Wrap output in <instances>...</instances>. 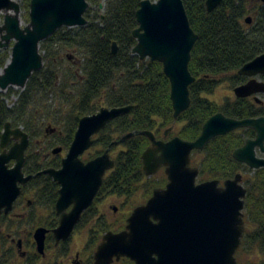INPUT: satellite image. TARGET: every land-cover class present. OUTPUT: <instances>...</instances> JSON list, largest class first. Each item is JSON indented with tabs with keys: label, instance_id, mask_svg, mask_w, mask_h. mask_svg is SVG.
<instances>
[{
	"label": "trees",
	"instance_id": "1",
	"mask_svg": "<svg viewBox=\"0 0 264 264\" xmlns=\"http://www.w3.org/2000/svg\"><path fill=\"white\" fill-rule=\"evenodd\" d=\"M87 1L86 26L61 28L41 44L44 67L32 75L23 92H17V104L10 108L5 100L8 95L0 92V138L10 122L14 128H23L32 146L34 140L45 137L47 128L52 126L51 130H56L51 135L54 144L60 145L64 153L73 142L81 118L94 115L102 108L132 107L94 136V146L82 156L84 161H89L110 146L111 152L117 151L113 157L115 167L106 174L96 201L112 195L124 198L132 210L137 206L138 197L146 202L154 189L166 186L168 179L165 173L160 177H148L144 172L142 155L151 146L147 136L136 135L118 145L115 142L143 131L153 132L157 139H163L169 129H172L169 138L180 137L193 142L200 137L204 124L217 113L239 120L264 116V102L235 97L218 104L208 97L225 84H230L233 90L245 84L248 78L239 75V70L264 54V4L254 0H223L209 13L207 0H182L191 28L198 35L189 65L196 80L189 88V109L175 118L171 85L163 65L141 60L133 54L137 45L133 36L138 27L136 13L143 0ZM30 3L31 0H21L23 20L27 25ZM248 17L252 18L251 24L246 23ZM114 44L118 48L115 54ZM11 51V48L0 50V71L7 65ZM68 52L77 55L73 64L70 56H65ZM49 96H52L51 103ZM255 136L252 129H240L216 137L204 150L194 151L191 156L192 166L200 171L199 183L219 180L223 184L238 174L243 175V185L247 189L246 229L236 255L239 264H264V168L252 170L233 156L236 149ZM30 155H26L24 167L27 175L62 166V154L48 159L40 154ZM59 190L60 185L50 176L41 175L29 182L23 194L32 192L35 196H46V199H37L35 205L43 206L46 214L54 217ZM94 206L83 214L77 226L80 229L83 225H93L88 242V264H93L103 235L111 230H123L129 216L123 215L110 223L104 216L92 213ZM37 210L30 209L33 217ZM10 215L0 216V264L16 257L14 247L6 248V233L25 236L27 241L32 236L31 233L19 234L16 229L28 224L27 217L15 220ZM46 242L54 249L52 234L47 235ZM68 243L69 240L62 242L58 252L66 254ZM32 246L34 249L35 243ZM35 257L41 258L33 254L32 258ZM120 262L135 264L127 258Z\"/></svg>",
	"mask_w": 264,
	"mask_h": 264
},
{
	"label": "water",
	"instance_id": "2",
	"mask_svg": "<svg viewBox=\"0 0 264 264\" xmlns=\"http://www.w3.org/2000/svg\"><path fill=\"white\" fill-rule=\"evenodd\" d=\"M254 1L264 4V0ZM222 2L207 0L208 12H213ZM88 9L87 0H31L30 23L22 26L20 4L16 0H0V16H4L0 23V50L10 48L13 42L10 60L0 71V91L4 93L10 87L25 89L32 75L44 67L41 44L61 28L86 26ZM136 20L138 27L133 36L137 45L133 54L163 65L171 85L174 117L178 118L191 105L189 88L196 79L189 65L198 35L191 28L182 0H143ZM246 23L251 24L252 18L248 17ZM117 51L114 44L113 53ZM238 73L250 81L234 89L237 98L264 94V83L257 79L264 75V54ZM131 109L102 108L81 118L61 168H49L29 176L23 173L29 135L7 123L0 146L6 149L12 140L16 143L0 153V215L12 211L23 186L33 178L48 175L60 185L56 209L61 220L53 234L57 244L68 241L84 212L93 205L106 174L115 167L112 146L89 161H84L82 156L94 146V136ZM240 129L254 130L256 138L234 151L235 160L252 170L264 168V157L259 156L264 155V117L239 120L217 113L204 124L200 137L193 142L180 137L157 140L150 131L131 133L115 142L118 145L136 135L147 136L151 146L142 155L144 172L152 177L164 168L168 183L154 189L148 201L133 210L123 230L103 235L93 264H114L123 258L135 264H239L236 255L246 229L247 189L243 175L238 174L223 185L219 180L199 183L200 171L192 166L191 156L194 151L204 150L216 137ZM171 131L165 132V139ZM61 151L57 148L53 154ZM11 161L16 162L12 168ZM48 232L39 228L34 233L37 252L42 255Z\"/></svg>",
	"mask_w": 264,
	"mask_h": 264
},
{
	"label": "rangeland",
	"instance_id": "3",
	"mask_svg": "<svg viewBox=\"0 0 264 264\" xmlns=\"http://www.w3.org/2000/svg\"><path fill=\"white\" fill-rule=\"evenodd\" d=\"M16 1L21 5V0H16ZM104 3L105 2L102 3V8L104 6ZM23 15H24V11L21 8L22 26H26L27 24L23 20ZM3 18H4V16L1 15L0 16V23L1 24L3 22ZM12 45H13V42L11 43V46ZM40 50H41V46H40ZM67 55L70 56V60L69 61L72 64L74 63V61L75 62L77 61V55L74 52H68V53L65 54V56H67ZM9 60H8V62H9ZM63 82H64V78H63ZM10 88H11L10 89L11 90L10 93H9V89H8L6 92H4V94L8 95V96H6L5 100H6V103L9 105V107L12 108V107H14L17 104V102L19 100V96L17 95V92H23L24 89H18V88H14V87H10ZM45 97H46V95H45ZM208 97L211 100L217 102L218 104H223L226 99H231V100L234 99L235 98V94H234L233 88L230 86V84H225V85L219 87L215 91V93L213 95H209ZM259 98H261L264 101V96L259 95ZM48 99H49V103H51L52 102V96H49ZM8 123H10V122H8ZM50 127L52 128V126H50ZM11 128L15 129L12 126V124H11ZM16 128L23 129L21 126L16 127ZM51 128H47V130H46V132H47L46 136L47 137L45 136V137H42V138H39V139L38 138L35 139L32 146H31V143H30V145H29V147H28V149L26 151V155L27 154H31L30 156H35V155L37 156V155L40 154L43 159H48V158H52V157L56 156V155L53 154V150H54V148H60V145L54 144V138L51 135L56 130L55 129L51 130ZM170 139H172V138H169V136H168L167 139L163 138L161 140L168 141ZM90 150H88V151H90ZM67 152L65 151L64 153L63 152L61 153L63 158L66 157ZM116 153H117V151L111 152V157L113 158ZM259 156L260 157H264V155L262 156L261 154H259ZM164 173H165V169L162 168L161 170H159L157 172V174H155L152 177H160ZM221 185H223V184H221ZM24 196L27 199L28 198L33 199L34 195L32 194V192H28V193H25ZM22 201H24L23 198H22L21 202ZM146 202H143V200L139 199V197L136 199L137 206H139V205L141 206V205L145 204ZM123 206H124V208H123ZM94 207L95 208L93 209L92 213H97L98 216H104L110 223H115L123 215H130L132 213V210L134 208H136V206H135V207L132 208V210H129V206H127V203L125 202L124 198H119V197L112 196V195L107 196L105 198L99 199L95 203ZM114 207L117 208V212H114V210H113ZM26 212H27L28 217H29L28 227H30L31 226L30 223L34 222V217L32 216L33 213L31 214L30 209H27ZM2 215L6 216V214H4V213ZM45 218H47V216H45ZM60 220H61V218H60ZM91 228H93L92 223L88 224V225H83V226L80 227V229L74 230L75 233L73 234V236L70 237L71 239L69 240V243H68V250L69 251H68L67 255L65 257H62V259H61V260H63V264H72L71 263L72 260H70V259L75 258L76 253L80 254V259L86 260L85 264H88V261L90 260V256H89L90 255V249L88 248V242H89V236H90ZM11 245L12 244H11L10 240L8 239L7 242H6V248L12 247ZM52 263L53 262H51L49 264H52ZM42 264H47V263H42ZM114 264H123V263L117 262V263H114Z\"/></svg>",
	"mask_w": 264,
	"mask_h": 264
},
{
	"label": "flooded vegetation",
	"instance_id": "4",
	"mask_svg": "<svg viewBox=\"0 0 264 264\" xmlns=\"http://www.w3.org/2000/svg\"><path fill=\"white\" fill-rule=\"evenodd\" d=\"M263 77H264V75H260V76L257 77V79L260 82H263L264 83ZM246 78H248V77H246ZM249 81H250V78H248V80H247L246 83H248ZM233 92H234V90H233ZM259 95L264 96V94H259ZM259 95H253V96L248 97L247 99L253 100L256 103H259V102L256 101V99H259L261 101L260 103L264 102L261 98H259ZM262 117H264V116H262ZM163 138H165V135H164ZM255 138H256V136H255ZM29 139H30V136H29ZM157 140H161V139H157ZM30 142H31V140H30ZM0 143H1V138H0ZM15 143H16V141L15 140H12L9 143V145L7 146L6 149H4V148H2L0 146V153L4 152L5 150L6 151L7 150H10L11 147ZM60 148L62 149V151L59 154H61L63 152V148L62 147H60ZM55 149H57V148H54V150ZM59 154H54V155H59ZM25 158H26V155H25ZM25 163H26V161H25ZM15 164H16L15 161H11L10 164H9V167L12 168V167H14ZM24 167H25V165H24ZM23 173H24L25 176H29L24 171V168H23ZM26 186H23L22 187V193L19 196V198L16 200V202L14 203L13 209H12V211L8 215L11 214V217L13 219L20 220V218H22V217H28V214L26 212L27 209L37 208L38 209L37 210L38 213H37L36 217H34V222L30 223V225H31L30 227H28V224L26 226H23L22 228L21 227H18V228L16 227V229H18V233L19 234L20 233L21 234H25V233L26 234H30L31 233L32 236L30 238V241H27V239H26L25 236H18L17 234H13V233H6L7 239H9L10 242H11V244H12L11 246L15 248V255H16V257L14 259L10 260V261H7V260L2 261V264H42V263L49 264L51 262H53L52 264H63V260H61V259H62V257H65L67 255V253H68L69 250L67 251L66 254H62V252L61 253L58 252V249L60 248V244L62 242H60L59 244H57V241H56V239L54 237V234H53V231L56 228H58V226L60 225V218H61L59 215H57V209H56L57 202L55 203V215H54V217L53 216H50V215H47L46 212L44 211L43 206L35 205V201L37 199H46L47 197L46 196H35L34 195L33 196V199L34 200L33 199H30V198L27 199L24 196V194H23V189ZM158 188H163V187H158ZM22 198L24 199V201L21 202ZM96 198H95V200L93 202V205L90 208H92L95 205V203L97 202L96 201ZM136 207H138V206H136ZM71 209H72V206L67 211L69 212ZM115 209H116V211H115ZM113 210H114V212H117V208L114 207ZM133 210H132V212H133ZM8 215H6V216H8ZM45 216H47V218H45ZM28 219H29V217H28ZM77 226L75 227L74 230H77ZM39 228H44V229L48 230L49 232H48L47 235L52 234L53 237H54V241H55L54 244H53L54 245V249L51 248L50 246H47V242H46L47 241V236H46L45 253H44V255H42V254H40V253L37 252V245H36V242H35V239H34V233ZM74 233H75V231L73 232V234ZM73 234H72V236H73ZM32 243H35L34 249H33ZM33 254L39 255V256H41V258L37 259L35 257V259H33L32 258V255ZM70 260H72L71 261L72 264H85V261H86V260L80 259V254H78V253H76L75 258H72Z\"/></svg>",
	"mask_w": 264,
	"mask_h": 264
}]
</instances>
